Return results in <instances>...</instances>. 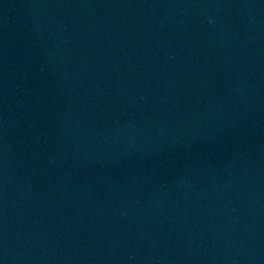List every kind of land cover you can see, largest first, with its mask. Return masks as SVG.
<instances>
[{
	"label": "water",
	"instance_id": "1",
	"mask_svg": "<svg viewBox=\"0 0 264 264\" xmlns=\"http://www.w3.org/2000/svg\"><path fill=\"white\" fill-rule=\"evenodd\" d=\"M0 264H264V0H0Z\"/></svg>",
	"mask_w": 264,
	"mask_h": 264
}]
</instances>
